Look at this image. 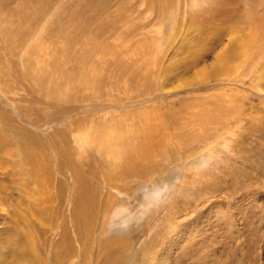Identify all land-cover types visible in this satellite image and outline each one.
I'll use <instances>...</instances> for the list:
<instances>
[{"label":"rangeland","instance_id":"obj_1","mask_svg":"<svg viewBox=\"0 0 264 264\" xmlns=\"http://www.w3.org/2000/svg\"><path fill=\"white\" fill-rule=\"evenodd\" d=\"M27 1L0 2V92L6 101L23 110L22 120L18 119L11 113L5 99L0 98V110L5 111L9 119L7 122L0 117V141L6 144L3 155L0 153V243L7 237L23 239L27 249L24 253L19 248L7 249L6 257L29 256L28 264L35 263L37 246L43 251L46 237L54 245L59 243L63 224L69 227L74 241L77 237L72 224L73 207L67 205V201L64 206L58 195L60 191L66 193V199L69 195L59 172L60 167H66L65 160L57 152L62 149L60 134L64 132L68 136L70 146L65 148V152L70 150L69 156L78 167L79 163H83L82 158L93 164L96 155L93 156L84 137L99 131L96 129L98 124L91 128L95 123L125 125L128 119H134V123L144 115L146 123L153 120L157 128L170 134L175 129V126L172 127L173 120L184 127L196 120L200 123L192 124L188 129L193 134L189 136L186 133L184 138L173 141L180 149V158L176 161L171 158L165 163L170 153L163 157L158 152L161 148L154 149L153 153H150L151 148H146V155L149 154L157 162L156 167L151 164L147 167L156 172L153 176L158 177L162 171L165 176H170L176 171V179L165 182L156 192L152 191L151 197L146 196L144 228L137 239L139 250L147 248L168 229V216L177 205L198 198L199 201H194L196 205L185 208L186 212L177 215L172 222L190 227L189 232L192 233L197 234L201 230L199 239L190 245L191 249H198L200 253L196 252L197 264H264V0H232L236 5L235 12L215 18L209 17L206 10L202 14H193L195 10L189 9L186 0H172V10L168 4L160 5V0H100L99 8L102 9L93 12V16L99 18L97 21L93 18L94 25L110 17L118 23L115 31L111 29L104 33L106 37L103 40L107 39L101 43H96L93 27L92 31L81 29L83 21L80 22L79 15L88 11L85 8L87 0ZM73 8L76 10L72 11ZM24 13L29 19L26 20ZM170 23L175 25L173 31ZM20 33L22 42L17 40V51L10 53L4 37L15 38L18 35L19 38ZM187 36L191 40L184 43ZM205 42H213L212 49L201 52V45ZM231 46L235 50L232 71L218 75L217 67H225L218 58ZM84 49H88L90 60L99 62L103 69H98L94 62L76 69V72L72 70L74 66L78 67L72 59ZM116 51L123 53L126 62H133L134 68L140 67L142 75H153V85L142 83L138 87L132 86L127 76L122 78L121 86L112 84L108 91L85 87V101L76 103L66 112V117L53 118L52 121L43 119L53 117L56 115L54 112H60L66 106H49L48 101L30 91L31 84L24 82L23 74L39 69L49 76L48 82L54 81L58 74L61 80L73 75L85 78L88 74L91 76L89 81L98 82L109 74V63L116 62ZM208 111L215 115L225 112V116L221 115L223 124L202 116ZM10 119L18 121V127H14ZM61 120L65 121L59 122ZM220 127H226L223 133L215 140L208 139V135L213 136L214 130ZM195 133L206 135L207 142L198 143L199 149L194 155L202 157V153H208L209 156L200 159L194 167L186 166L187 161L184 160L188 156L190 158V151L193 150L192 146H186L189 142L184 144L183 141H191ZM118 135L111 137L107 143L110 144L112 138ZM196 144L193 143L194 146ZM239 145L245 151H240ZM22 152L25 155L21 156ZM26 155L37 163L36 166H48L41 167L45 171L50 168L46 171L48 173L40 178L39 171L32 172L34 169ZM105 156L109 154L105 153ZM189 158L188 162L191 161ZM46 161H50L52 166ZM31 172L39 175L37 179V175L34 177ZM141 203L139 200L136 206L140 208ZM212 204L229 215L222 228L218 220L205 224L200 219V215ZM113 213L114 210L109 214L110 218ZM201 226L212 230L207 231V227L200 229ZM97 227L96 239L100 232ZM233 229L241 236H232ZM104 233L101 232L102 236ZM76 246L79 247L78 243ZM173 248L176 253L181 252L180 247ZM79 261L75 259L72 264H79ZM43 264L48 263L45 261ZM163 264L172 262L168 260Z\"/></svg>","mask_w":264,"mask_h":264},{"label":"bare ground","instance_id":"obj_2","mask_svg":"<svg viewBox=\"0 0 264 264\" xmlns=\"http://www.w3.org/2000/svg\"><path fill=\"white\" fill-rule=\"evenodd\" d=\"M10 1L11 0H1L0 2L4 4V3H9ZM186 1L189 6V9L195 10L193 14L195 15L202 14L203 11L206 10L207 15L212 18L220 16L224 13H234L235 12L234 8L236 7V5H234L232 0H186ZM86 3L87 4L85 8L88 11H84V12L82 11V14L79 15L81 16L80 22L83 21V24H81L82 25L81 29L83 27L86 31H89L93 27L95 31L96 43L97 42L101 43L105 39H107L105 38L103 40V38L106 37V34L104 33L106 31H109L111 29L114 30L116 28V25L118 24L117 20L114 17H110L104 20H100L99 22L96 23V25H94L95 21H97V19L99 18L97 16H93V12L95 13V11H100V9H102L99 8L101 1L87 0ZM73 4L75 5V3ZM159 4L162 6L168 4L169 9H171V7L174 8V2L172 0L171 1L160 0ZM74 8L71 10L73 11ZM26 9L24 10V12L26 11ZM74 15L76 16L77 14ZM24 16L26 20L29 19L27 18L25 13ZM93 18H95L94 22H93ZM76 25L78 24L76 23ZM170 25L172 24L170 23ZM172 26H173L172 28L173 31L175 27L174 23ZM2 27L4 28L5 26ZM14 37L15 38L12 37L13 39L10 37H4L6 40L5 45L9 46L8 49H10L9 50L10 53L17 51V47L19 46L17 45V43H19L17 40H20L22 42L21 33L19 34V38L18 35H15ZM188 39L191 40V38L187 36L184 43ZM213 42H205L203 45H201V52H206L208 50H211L212 49L211 45L213 44ZM71 43H73L72 40ZM96 48L98 49L97 44H96ZM234 51L235 50L231 46L230 49L221 53V55L218 58V61L224 63L222 65L225 67H219V68L217 67L216 74L226 75L232 71L231 69L233 66L231 65L232 64L231 62L233 59H235L233 55ZM115 53L117 55L116 56L117 60L115 63L112 64L109 63L108 65L109 74L106 77L100 79V81L98 82L94 80L93 82L89 81L91 80L90 79L91 76H89L88 74L86 75L85 78L84 76L76 77L78 75H73V77H70L67 80H64L65 75L63 76L64 78L61 80V76L59 78L58 77L59 74H58L57 76L54 77V81H50V82H48L49 76H47L45 73L40 72L39 69L28 70L25 74H23L24 82H28L31 84L30 91L33 92L34 94L40 95L44 100L48 101L49 106H55L56 104H61L63 106H66L64 110H60V112L57 113L54 112V114L56 115H53V117H47L43 119L44 120L46 119L47 121L50 119L52 121L53 118L61 119L66 117L65 115L66 112H68V110L72 109V107L76 103H80L81 101H83L84 98L86 99L85 95L83 94L85 87L92 88L93 90L98 89L102 92L108 91V89L113 86L112 84H114L115 86H121L122 82L124 81V79L122 78L127 76L130 78L131 80L130 82L132 86L138 87L142 83L144 85L148 84V86L153 85L151 82L153 75H150L148 77L142 75L143 72H141L142 69L140 67L134 68L133 62H126L125 60H123L122 52L116 51ZM77 56H78L77 58L74 57L72 59L73 64L75 63L76 66L78 65L77 68H74L75 66L72 68L74 72H76V69H80L82 68V66H86V64L89 63H93V64L96 63L98 65V69L101 68L99 62L94 61L95 62L94 63L92 62L93 60L92 61L90 60L91 58L89 56L88 49H84V51L81 54H78ZM90 65L92 66V64ZM59 66L60 64L57 65V68H59ZM101 69H103V67ZM82 84H84L83 85L84 87H82ZM0 98L2 100L5 99L2 92H0ZM4 101L11 108V113L18 119L22 120L23 117L22 108L16 106L15 104H12L9 101H6V99ZM130 114L132 116L133 113L130 112ZM222 114L223 116H225V112L224 113L221 112L219 113V115H215L214 113L209 112L208 114L204 113L202 116H205L207 119L211 120L212 122L215 121L217 124L222 125L223 124V122H221L223 120L222 119L223 116H221ZM0 117H2L5 121L9 122V119L6 117L5 111L0 110ZM143 117L144 115L140 116L141 119L137 120L134 123H132L134 119H128V121L125 122V125L118 124V126L116 123L108 125L106 122H104L103 124L100 123L99 125L98 123L99 121L97 119L96 122L97 121L98 122L95 123L91 128H94V126L98 124L96 125L97 126L96 129L99 131L95 135L94 134L92 135L91 133L90 134L86 133L88 135L87 136L85 135L84 137L85 139L84 142L86 143V145L89 146L88 148H90V151L93 154V156L96 155L94 157V159L95 158L96 159L93 160L94 161L93 164H89L86 162L84 158L81 157L83 163L81 164L79 163V167L76 165L75 161L71 160L72 157L70 158L69 156L70 150H68L69 152L68 151L65 152V148H68V146H70V140L68 136L64 134V132L60 134L62 149L57 152H59L63 157V159L65 160L66 167H60L61 169L59 170V172L63 177V181H65V183L64 182L63 183L64 185L66 184L69 195L67 196V199L65 198L66 193L65 194L62 193L63 191L62 192L60 191L58 195L60 201L64 203V206L66 204L65 201H67V205L71 204L73 207L72 224L76 230L77 237L74 241L69 233V227L66 224H63L61 226V240L59 241V243L54 245L51 239L46 237L45 248L43 249V251H41L40 247L37 246L38 253L36 254L35 257V261H36L35 263L43 264V262L45 263V261H47L48 264H72L73 260L75 259L80 260L79 264H163L168 260L169 261L171 260L172 264L198 263L196 252H198V255L200 253L198 249L197 250L191 249L190 245L195 244V240L199 239L198 235L201 233V230H198L196 234V232L193 233L189 232L191 230L189 229L190 227L187 228L179 225L178 223L177 224L174 223L175 225L172 224V222H174L175 217H177V215H180L182 212H186L185 208L189 207L190 209L191 207H193L194 206L193 204H195L194 201H197L198 198H195L192 201L191 200L187 202L184 201L185 202L184 204L181 205L179 204V206L177 205L175 211L174 212L172 211L173 213L169 214L168 216V222H167L169 224L168 229H165L163 233H161L160 237L158 236L156 240H154L153 242H151L149 246H147V248L145 246L143 249L139 250L137 246L138 244L137 239L144 228L143 217L146 214V206H145L146 203L144 202L146 200V196L151 197L152 191H155L156 189H161V186L165 182L168 183L171 180L176 179V175H175L176 171L171 172L172 174L170 176L167 175L165 176L163 171L160 172L159 175H157L158 177L153 176L156 172L149 170V168L147 167L151 165H154V167H156L157 162L154 161L152 159V156H149V154L146 155V148L147 147L151 148L150 153L155 152L154 149L159 150L161 148L160 151L158 152L159 154L162 153L163 157H166L170 153L171 155L165 158L166 160L165 163L170 162L167 159H171V158L173 159V161H176L177 159L180 158V151H179L180 149L177 148L178 146H175L173 141L177 142L180 138H184L186 133H189L188 129L192 126V124L195 123L199 124L200 121L196 120L195 122L188 124L186 127H184L179 125L177 122L173 120L172 127L174 128L175 126V129L174 131L171 130L170 132H172L173 134H170L160 128H157L153 120H150V122L146 123V120ZM129 118H133V117H129ZM63 121L65 120H61L59 122H63ZM10 122L13 123L14 127H18L19 125L18 121H16L15 119H10ZM41 127L42 126H40L39 129ZM225 128L226 127H220L215 129L214 135L213 136L208 135V139L215 140L217 136L223 133ZM191 133H189V136ZM117 134L120 135L112 138L110 144L107 143L111 137ZM206 138H207L206 135L198 136L195 133L191 141H183L184 144L186 142H189L190 144L186 146L188 147L192 146L191 150H193V152L190 151V158L188 155H186L188 156L184 160L187 161L185 163L186 166L194 167L199 164L200 159L209 156L208 153H202V157H200L199 155H194L196 153V150L199 149L198 143H200L201 145L207 142ZM196 142L197 144L194 146L193 143ZM5 146H6L5 142L1 140L0 141L1 154ZM55 147L57 149V145H55ZM239 148H241L240 145ZM244 149L245 148L243 147L240 149V151H245ZM105 153H108L109 156H105ZM28 154L30 155V153ZM23 155L25 154L24 153L21 154V156ZM27 155H26V159L30 160L29 165L31 166V168L33 167L34 169V171L32 170L31 171L34 173H37L39 171L40 178H42L41 176L45 175L46 171H48L50 168H48V170L46 171L45 169H42L44 167L45 168L48 167V166L47 167L43 166L41 164L43 162L40 163L41 165L38 163L42 168L36 166L37 163L35 162L36 163L35 164L34 161H31L29 157L27 158ZM31 158L34 159L32 154H31ZM188 158L191 159L190 162H188ZM24 161L21 163L22 165L26 162ZM49 162L50 161L47 162L48 165ZM11 163L13 164V161H11ZM44 165L47 164L45 163ZM29 175H30V170L28 176ZM35 175L33 176L35 177ZM39 175L36 176V179ZM52 178L51 180H54ZM60 189L61 188H59V190ZM139 200L142 202L140 204V208L136 206V202H138ZM110 208H112L111 209L112 211L114 210L113 216L111 218L109 215L112 213V211L110 212ZM40 215L43 216V214ZM228 217L229 215L227 212H224L221 209L220 210L216 209L214 204L209 206V208H207V210L200 215V219H203L202 222L205 224H209V223L211 224L214 223L215 220H218V225L220 226V228H222L229 220ZM51 219L52 218H50V220ZM96 226H98L97 228H100L99 229L100 232L98 231L99 235L97 236L98 239H96V235H97L95 232ZM203 227L204 228L207 227L206 229L207 231L212 230L208 226H203ZM203 227L201 226L200 229H203ZM54 228L56 229V227ZM102 231L105 232L104 236H102L101 234ZM53 234L55 236V231ZM231 235L234 237L241 236L238 233V231H236L235 229H233ZM3 241H4L3 243L1 241L2 247L0 248V264H28L27 258L29 256L26 257L10 256L8 258L5 255L7 249L10 248L22 249L20 251L24 253V251H26L27 249L25 250L26 248L25 241L23 239L12 240L7 237L6 240ZM75 243L76 245L78 243L79 247L76 246ZM200 243L205 245L202 242ZM176 246L180 247L181 252L176 253L175 251H173L174 250L173 247ZM158 247L159 249L157 250ZM138 254L142 256H138ZM171 256H174V258L171 259Z\"/></svg>","mask_w":264,"mask_h":264}]
</instances>
